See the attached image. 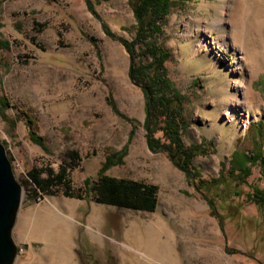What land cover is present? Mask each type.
Masks as SVG:
<instances>
[{"label": "rangeland", "instance_id": "374dc122", "mask_svg": "<svg viewBox=\"0 0 264 264\" xmlns=\"http://www.w3.org/2000/svg\"><path fill=\"white\" fill-rule=\"evenodd\" d=\"M1 1L0 40L10 47L0 48V142L23 187L15 264H50L45 247L58 244L67 259L74 246L81 264H139L133 255L151 236L166 264H264V210L247 199L253 187L264 189V170L256 165L246 184L231 182L240 196L229 200L227 184L206 192L202 183L227 176L233 153L258 142L250 127L264 122V50L221 28H229L221 11L230 0L176 1L160 40L171 54L168 75L186 97L184 144L207 152L192 159L193 176L149 146L145 94L129 77V53L119 40L136 33L128 0H90L96 15L87 0ZM29 118L44 146L31 139ZM72 153L80 161L68 168L66 184L38 190L29 172L46 178L47 170L69 166ZM109 156L115 163L106 175L157 186L155 211L94 200L89 188Z\"/></svg>", "mask_w": 264, "mask_h": 264}, {"label": "trees", "instance_id": "16d2710c", "mask_svg": "<svg viewBox=\"0 0 264 264\" xmlns=\"http://www.w3.org/2000/svg\"><path fill=\"white\" fill-rule=\"evenodd\" d=\"M176 1L178 0H128L135 19L136 33L131 41L119 40L129 53V77L145 94L146 118L144 126L147 130L151 150L166 152L179 169L193 176L192 159L205 155L207 152L201 145L186 146L184 144L182 135L189 127L184 118L186 97L174 86L168 75L167 62L171 54L160 42L164 22ZM1 2L0 0V6ZM87 4L91 12L96 15L92 2L87 0ZM37 26L40 27L41 24H37ZM104 29L107 35L115 37L108 26L104 25ZM9 47L8 41L0 40V48L8 49ZM28 124L31 139L44 146V139L38 136L35 131V122L29 118ZM249 136L258 141L253 150L235 151L232 155L230 173L227 176H223L222 180H212L210 183L202 182L206 192L227 184L223 200H229L232 195L240 196L235 192L234 187L236 186H233V183L239 181V184H246V180L252 175V167L256 165L264 170L262 149L264 122L252 125ZM122 155L124 153L118 155L117 159ZM68 157L69 166H61V170L57 173L47 170L46 178H41V173L37 170L29 172V178L38 190L50 193L54 186L66 184L65 176L68 168L77 165L76 163L80 161L76 153H72ZM114 157H107L98 178L89 188L94 200L97 203L118 208L155 211L157 186L105 174V171L115 163ZM231 182L232 186H230ZM206 192L204 191V193ZM64 193L67 196L72 195L68 185ZM207 197L209 198V196ZM247 199L259 209L264 210V189L253 187L252 193L247 194Z\"/></svg>", "mask_w": 264, "mask_h": 264}, {"label": "bare ground", "instance_id": "6f19581e", "mask_svg": "<svg viewBox=\"0 0 264 264\" xmlns=\"http://www.w3.org/2000/svg\"><path fill=\"white\" fill-rule=\"evenodd\" d=\"M251 1L255 2L259 10L256 12L255 8L252 6ZM229 9H223L221 12L225 14L227 12V21L229 28L225 24L221 28L226 31L229 29L230 37L235 39H252L258 42L261 49L264 50V39L261 37V33L264 30V0H230ZM255 10V12H254ZM236 42V40H235ZM245 56L241 51H239V56L237 58V63L240 67L245 65ZM228 115L231 113V110L228 109L226 112ZM72 222H68V228L71 230ZM92 237L94 239H102V234L91 230ZM143 235V234H142ZM138 237L140 243L144 242L143 236ZM148 238L147 243H143V253H137L135 259L139 260V264H166L164 249L162 245H159V242L156 240V236ZM158 239V238H157ZM73 243V242H72ZM73 246V244H72ZM74 247V246H73ZM73 247L68 250L70 258H63L61 255V245L49 246L47 252L51 254L52 259L50 264H81L80 258L77 253L74 251ZM129 257H132L131 255ZM134 259V258H132Z\"/></svg>", "mask_w": 264, "mask_h": 264}, {"label": "water", "instance_id": "95a60500", "mask_svg": "<svg viewBox=\"0 0 264 264\" xmlns=\"http://www.w3.org/2000/svg\"><path fill=\"white\" fill-rule=\"evenodd\" d=\"M22 199L23 187L16 179L6 147L0 142V264H15L18 258L13 230Z\"/></svg>", "mask_w": 264, "mask_h": 264}]
</instances>
